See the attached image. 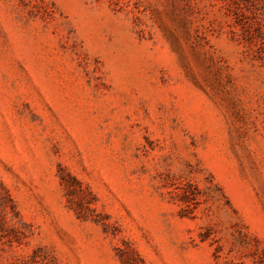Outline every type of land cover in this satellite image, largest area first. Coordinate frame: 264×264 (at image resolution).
<instances>
[{
    "label": "rangeland",
    "instance_id": "obj_1",
    "mask_svg": "<svg viewBox=\"0 0 264 264\" xmlns=\"http://www.w3.org/2000/svg\"><path fill=\"white\" fill-rule=\"evenodd\" d=\"M0 183V264H264V0H0Z\"/></svg>",
    "mask_w": 264,
    "mask_h": 264
},
{
    "label": "trees",
    "instance_id": "obj_2",
    "mask_svg": "<svg viewBox=\"0 0 264 264\" xmlns=\"http://www.w3.org/2000/svg\"><path fill=\"white\" fill-rule=\"evenodd\" d=\"M0 186L3 188V190H5V188L2 186V184L0 183ZM5 193H7V191L5 190ZM7 197L9 198V196L7 195ZM9 200L11 201V199L9 198Z\"/></svg>",
    "mask_w": 264,
    "mask_h": 264
}]
</instances>
